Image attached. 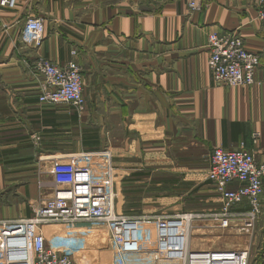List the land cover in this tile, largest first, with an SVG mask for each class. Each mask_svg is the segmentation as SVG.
<instances>
[{
	"label": "crops",
	"instance_id": "obj_1",
	"mask_svg": "<svg viewBox=\"0 0 264 264\" xmlns=\"http://www.w3.org/2000/svg\"><path fill=\"white\" fill-rule=\"evenodd\" d=\"M190 1L202 10L191 11ZM263 3L19 0L15 10L0 9V220L31 215L39 167L54 158L109 148L127 189L145 196L152 186L176 193L183 179L205 181L217 147L244 144L264 162ZM30 18L44 20L41 48L22 42ZM235 31L260 56L252 87L212 80L209 35ZM41 57L78 64L83 112L39 102L42 82L32 65ZM248 209L242 204L235 211L244 216ZM260 220L255 239L264 238V196Z\"/></svg>",
	"mask_w": 264,
	"mask_h": 264
},
{
	"label": "built area",
	"instance_id": "obj_2",
	"mask_svg": "<svg viewBox=\"0 0 264 264\" xmlns=\"http://www.w3.org/2000/svg\"><path fill=\"white\" fill-rule=\"evenodd\" d=\"M18 4L19 0H0L1 9L14 10ZM190 8L198 11L201 6L193 1ZM258 18L264 24V3ZM44 36V20L28 19L22 42L41 48ZM208 50L215 86L247 88L257 84L260 56L246 49L239 34H212ZM32 69L42 82L41 104H69L84 111L82 76L76 64L57 65L41 57ZM263 180L264 162H259L246 145L236 150L217 147L210 154L205 182L221 200L219 214L129 216L118 210V171L109 148L54 158L47 167H39L38 194L30 202L31 215L0 220V264H75L72 254L51 246L46 228L66 226L70 232L97 224L107 225L110 231L112 264H249L248 249H193L192 228L202 220L229 228L231 218L237 216L242 218L243 233L254 230L262 215ZM244 203L250 205L246 214L235 213L233 207Z\"/></svg>",
	"mask_w": 264,
	"mask_h": 264
},
{
	"label": "rangeland",
	"instance_id": "obj_3",
	"mask_svg": "<svg viewBox=\"0 0 264 264\" xmlns=\"http://www.w3.org/2000/svg\"><path fill=\"white\" fill-rule=\"evenodd\" d=\"M191 2L193 1L189 2V8ZM190 10L194 11L191 8ZM201 10L202 6L198 11ZM231 33H237L241 36V34L237 31ZM211 35L212 34L209 35V38ZM69 63H74L78 66V64L75 62ZM55 64L60 65L58 63ZM203 179L204 177L201 180L199 179L198 184H189V181L183 179L181 183L182 185L176 186V193H173V191L166 186H159L161 188L152 186L151 189H153V191H147L149 193H147V195L145 196L133 195V190L131 188L135 187L130 186L127 189V186L125 184V175H123V173H118V210L120 213L129 216H173L180 213H197L204 215L219 214L222 210L221 200L215 193L213 187L212 189H210L209 187H205L208 183ZM172 188L173 186H171V189ZM147 189L148 188H146V190ZM244 204L247 205V203ZM238 206L233 207L234 211ZM232 213L234 214V212ZM260 221L261 220L256 223L254 230L249 231L248 233H243L240 230V226L243 225V221L242 218H239L237 216H233L231 218L229 228L225 229L220 228L218 222H215L213 220H202L200 222H197L194 225L197 227L192 228L193 249H248L250 252L249 264H264V248L262 250V246L264 247V238L259 237V239H255V230H257V226L259 225ZM55 227H63V230L59 232H53L48 230L49 227L46 228L47 238L49 239L51 246L55 249H59L72 254L75 260V264H112L113 243L107 225L97 224L89 226L87 228H73L70 232H68V230L65 228L66 226ZM66 234H69L70 237L68 238ZM253 241L257 242L255 246L253 244Z\"/></svg>",
	"mask_w": 264,
	"mask_h": 264
},
{
	"label": "bare ground",
	"instance_id": "obj_4",
	"mask_svg": "<svg viewBox=\"0 0 264 264\" xmlns=\"http://www.w3.org/2000/svg\"><path fill=\"white\" fill-rule=\"evenodd\" d=\"M193 227H197V226H193ZM50 228V227H49ZM48 228V229H49ZM195 229V228H194ZM199 231H201V230H199ZM203 231V230H202ZM233 233V232H232ZM192 236H193V233H192ZM191 246L193 247V245H192V241H191ZM200 250H212V249H200Z\"/></svg>",
	"mask_w": 264,
	"mask_h": 264
}]
</instances>
